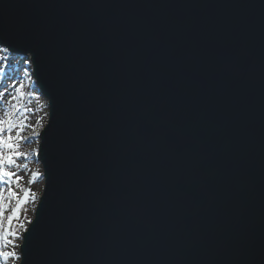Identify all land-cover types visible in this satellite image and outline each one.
Segmentation results:
<instances>
[{
	"label": "water",
	"instance_id": "water-1",
	"mask_svg": "<svg viewBox=\"0 0 264 264\" xmlns=\"http://www.w3.org/2000/svg\"><path fill=\"white\" fill-rule=\"evenodd\" d=\"M48 106L18 264H264V0H0Z\"/></svg>",
	"mask_w": 264,
	"mask_h": 264
},
{
	"label": "rangeland",
	"instance_id": "rangeland-1",
	"mask_svg": "<svg viewBox=\"0 0 264 264\" xmlns=\"http://www.w3.org/2000/svg\"><path fill=\"white\" fill-rule=\"evenodd\" d=\"M1 48L4 49L0 47V69H2L0 70V119H6L5 114L11 111L12 119L17 125L11 133L5 130L3 136L5 138L8 135L15 137L19 132L21 139L17 141L19 145L17 150L26 155L16 160L17 166H5V170L13 172L15 176L11 185L6 184L4 180H0V193L7 198L9 187L16 191L21 199H23L24 190H29L31 193L27 202L21 206L19 214L12 220L11 225H9L7 217L12 214L11 209L16 207V201L7 199L4 201L7 207L5 208L4 218L0 222L3 225L0 231H10L14 235L8 236L11 243L3 250H13V245H16L15 251L19 253L20 238L28 223L32 220L43 187L42 167L36 157L39 144L37 136L45 127L48 106H46L44 96L40 94L33 83L29 58L10 55L8 52L4 53ZM11 56H14V58ZM21 85H23L22 91L25 93L23 97H20L16 91ZM13 97H17V99ZM13 105L16 108H13ZM21 124H23L22 129L19 127ZM3 151L5 154L8 152L7 149ZM15 177L20 178L19 186L15 183ZM2 244L3 241H0V246ZM18 263L19 261L8 262V264ZM0 264H5V262L0 259Z\"/></svg>",
	"mask_w": 264,
	"mask_h": 264
},
{
	"label": "snow or ice",
	"instance_id": "snow-or-ice-1",
	"mask_svg": "<svg viewBox=\"0 0 264 264\" xmlns=\"http://www.w3.org/2000/svg\"><path fill=\"white\" fill-rule=\"evenodd\" d=\"M3 51L7 52L9 51V49L4 48ZM22 88L23 85H21L20 88L16 89L20 97H23L25 95V93L22 91ZM13 98L17 99V97ZM13 108H16V106L13 105ZM5 115L7 116L6 119H0V180H4L6 184L11 185L13 183V178L15 174L13 172L6 171L5 166H17L16 160L21 157H24L26 154L17 150L19 147L17 141L21 139L19 132H17L15 137H13L12 135H8L5 138L3 136L5 130H7L8 133H11L13 129L17 127L16 123L12 119V112L9 111ZM19 127L22 129L23 124H21ZM4 149L8 150L7 154L4 153ZM15 183L19 186V177H15ZM30 194L31 193L29 190H24L23 199H21L18 193L16 191H13L11 187L8 188L7 198L2 193H0V222H2L4 218L5 208L7 207V205L4 203L5 199L9 201H16V207L11 209L12 214L7 217L9 225H11L12 220L15 219L16 216L19 214L21 206L27 202ZM2 227L3 225L2 223H0V229H2ZM9 235H14V233L10 231H0V241H3L2 246H0V259H2L5 264H8L9 261L15 262L21 259L20 254L15 251L16 245H13V250H3L8 247V244L11 243V241L8 240Z\"/></svg>",
	"mask_w": 264,
	"mask_h": 264
},
{
	"label": "trees",
	"instance_id": "trees-1",
	"mask_svg": "<svg viewBox=\"0 0 264 264\" xmlns=\"http://www.w3.org/2000/svg\"><path fill=\"white\" fill-rule=\"evenodd\" d=\"M1 50L3 51V49L1 48ZM5 53V52H4ZM11 57H13L14 58V56H11ZM26 72H27V70H26Z\"/></svg>",
	"mask_w": 264,
	"mask_h": 264
}]
</instances>
